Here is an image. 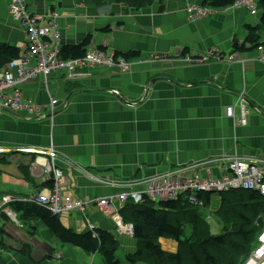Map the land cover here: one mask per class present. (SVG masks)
I'll list each match as a JSON object with an SVG mask.
<instances>
[{
  "label": "crops",
  "instance_id": "1",
  "mask_svg": "<svg viewBox=\"0 0 264 264\" xmlns=\"http://www.w3.org/2000/svg\"><path fill=\"white\" fill-rule=\"evenodd\" d=\"M25 3L36 16L51 11L58 14L55 23L61 45L78 44L91 36V45L107 52L136 51L141 57L129 61V71L83 68L81 78L71 83L65 82L62 73L54 72L48 76L47 90L39 80L20 88L23 98L34 104H48L50 94L65 105L52 115L33 120L24 114L0 112V153H15L9 165L0 166V193L4 197L32 200L41 191L23 180L19 167L29 163L31 178L41 184L49 177L36 154L48 148L57 153L55 165L63 173L65 192L74 199H94L125 190L93 178L142 182L171 168L222 154L264 159V60L257 59L259 51L246 47L243 53L234 50L245 61L243 67L214 60L191 62L182 57L184 50L199 58L208 47L226 53L236 41L242 45L244 25L255 24L246 10L216 12L220 14L194 25L187 22L185 3L172 0L161 6L157 0L153 9L137 14L114 3L97 8L89 0ZM7 6L8 0H0V43L23 52L24 35ZM105 9L109 14L103 12ZM116 13L125 18L118 27L109 19ZM107 27L109 32H103ZM152 55H162L168 61L158 58L155 63L150 60ZM113 90L118 96L111 93ZM239 93L248 110L244 126L233 125L225 116V108L236 103ZM222 171L219 166H210L209 176L219 178ZM215 197L212 203H216ZM2 208L9 209L7 205ZM85 213L97 230L115 235L113 222L93 204ZM14 219L6 214L0 218V264H103L97 253L61 244L40 222L31 223L35 232L29 235L30 229L16 216ZM60 221L77 233L87 230L78 213L62 214ZM7 240L13 242L12 248L5 245ZM120 240L125 255L136 251L134 239L121 236ZM159 243L164 251L177 249L175 241L160 239ZM25 245L29 254L21 252Z\"/></svg>",
  "mask_w": 264,
  "mask_h": 264
},
{
  "label": "trees",
  "instance_id": "2",
  "mask_svg": "<svg viewBox=\"0 0 264 264\" xmlns=\"http://www.w3.org/2000/svg\"><path fill=\"white\" fill-rule=\"evenodd\" d=\"M89 1L97 8L113 3L112 0ZM154 1L157 0L143 2L139 7L137 6V9H140L141 6V8L149 6ZM175 1L185 3L184 10L188 6L189 8L198 6V8L207 12L216 13L233 9L242 0H201L198 5L193 3V0ZM118 2L117 4L124 5L126 9L131 10L137 0H129V2L118 0ZM51 13L53 12L51 11ZM249 15L255 19V24L250 23L243 27L246 31L244 42L236 48L237 51L242 53L246 52V48L257 51L261 48V51H263L264 0H258L256 12L254 14L249 12ZM109 30L110 28L107 27L103 32H109ZM245 44L248 46H245ZM89 46H91L90 36H87L78 44L61 45L58 57L62 60L81 59L85 56ZM97 49L100 52H107L103 47H97ZM187 51L184 50L183 58H195ZM217 52H215V55ZM20 54L21 51L16 46L0 43V70L7 67L10 62L19 59ZM140 57L141 54L136 51L123 54L114 53V61L122 59L128 64H130L129 61L138 60ZM158 58L161 61H168L162 55L155 57L152 55L150 60L156 63ZM13 154H0V166L9 165ZM35 158L32 155L33 163ZM19 170L26 183L32 185L35 190H41L37 192L34 198L44 190L54 189L55 182L51 177L41 184L34 183L30 176L29 163L20 166ZM65 191L66 186L64 193L67 192ZM211 197L212 195L208 193L197 196L203 203L202 207L193 206L186 195L166 202L145 201L141 204H135L132 201H127L122 207L119 204L118 212L123 223L133 226L132 238L136 245L134 253L124 255L125 263L243 264L256 246L257 235L264 227V196L256 191L231 190L216 196L218 198L217 205L215 202L212 203ZM2 198L3 195L0 193V201ZM34 198L32 200L13 199L7 205L9 210L16 215L18 221L23 226L25 225L26 229H30L29 235H33L35 232V228L31 227V223L38 221L61 244L77 248L87 254L97 253L103 264H122V261L116 258L120 245L112 233L103 229H98L95 233L89 230L77 233L61 223L60 215H53L47 207L36 204ZM213 214L221 226V233L218 235H212L210 232L209 221ZM85 217H87L86 214ZM161 238L175 241L177 243L176 251L173 253L163 251L159 243ZM21 252L29 254V246H23Z\"/></svg>",
  "mask_w": 264,
  "mask_h": 264
},
{
  "label": "built area",
  "instance_id": "3",
  "mask_svg": "<svg viewBox=\"0 0 264 264\" xmlns=\"http://www.w3.org/2000/svg\"><path fill=\"white\" fill-rule=\"evenodd\" d=\"M19 0H8L10 10L8 13L14 18H18L22 22L25 32L26 52L23 60H14L3 70L5 75H0V110L7 113L27 114V110H35L43 108L34 104L30 100H25L21 94L20 88L27 82L35 80L41 81L45 87L47 79L51 73L59 72L63 76L69 74L73 79L78 80L83 68H118L121 71H129L130 64L122 59L114 61V53L100 52L97 48L88 47L86 54L81 59L62 60L58 57L61 37L57 25L52 21L48 25L41 23L45 16H37L30 13L29 19H25L21 9L16 7ZM258 0H242L236 6H246L251 14L256 12L254 4ZM7 6V7H8ZM197 15L204 16L207 12L198 8V6H189L186 9ZM27 11V10H26ZM191 13L192 15H194ZM52 15V13L47 14ZM189 15L190 17H195ZM12 17V18H13ZM39 19V22L36 18ZM44 25L43 27H40ZM58 45V46H57ZM57 46V47H56ZM56 47V50L50 52L49 49ZM261 51V48L258 49ZM191 62H203L205 58L186 57ZM243 94L239 93L236 103L225 108V116L233 121L234 125H246V109ZM55 100L50 103L55 104ZM44 108L42 114L52 115L55 108ZM239 110L238 116L236 110ZM43 118V117H40ZM38 118V119H40ZM37 162L41 164L44 174L47 172H55V187L53 190H44L40 195L34 198L36 204L47 207L53 215H61L65 213H78L82 216L86 228L94 232V226L85 216V208L93 204L105 217L111 219L115 225V231L119 235L133 236V226L123 223L118 207L114 203L124 204L132 201L140 204L145 201L166 202L176 200L182 195H186L188 201L195 207H202L203 203L197 198L200 194H210L212 196L227 192L230 190H250L256 191L264 196V159L243 158L237 154L230 156L222 154L205 162L191 163L179 166L160 176L151 177L142 181L140 184L145 185L142 190H126L116 194L95 199H74L64 194L65 186L63 183V173L59 170L55 161L57 160L54 149L39 151L37 153ZM45 156V157H44ZM210 166H219L223 170L220 174V182L217 185L216 180L208 177ZM202 174H204L202 176ZM206 174V175H205ZM95 181L102 182L101 179L95 178ZM115 186H122L123 182L110 181ZM233 184V187L229 185ZM129 187H135V184H129ZM124 187V186H122ZM125 188V187H124ZM7 199V198H6ZM5 200V199H4ZM122 207V206H121ZM110 211V213H109ZM243 264H264V227L260 230L256 246L247 257Z\"/></svg>",
  "mask_w": 264,
  "mask_h": 264
},
{
  "label": "rangeland",
  "instance_id": "4",
  "mask_svg": "<svg viewBox=\"0 0 264 264\" xmlns=\"http://www.w3.org/2000/svg\"><path fill=\"white\" fill-rule=\"evenodd\" d=\"M113 1V3L114 4H117V3H119L118 2V0H112ZM123 1H126V2H129V0H123ZM149 0H137V3L135 4V5H133V8L130 10V11H132V13L133 14H137V13H143L144 11H146V10H151V9H153V7L154 6H156V1H154L151 5H149V6H145V7H143V8H141L140 7V9H137V6L139 7L141 4H143V2H148ZM159 1V6H161L162 4H163V2H165L166 0H158ZM194 1V3L196 4L197 2L195 1V0H193ZM257 1V0H256ZM172 2H175V3H177V4H179L177 1H175V0H172ZM158 3V2H157ZM165 4V3H164ZM107 5H109V4H107ZM107 5H105V6H107ZM198 5V4H197ZM257 5H258V2L256 3V4H254V6H255V10H256V8H257ZM16 7H18V9H21V11H22V13H23V16L25 17V19L27 20V19H29L30 17H29V15H28V13H30L29 11H28V8H27V5H26V3H25V0H19V1H17L16 2V5H15ZM123 7H125L124 5H122ZM181 6V5H180ZM104 7V6H103ZM8 8V11L10 10V8H9V6L7 7ZM99 8H101V7H99ZM242 9H244V10H246V12L247 13H249V10L246 8V6H243V5H240V6H235L232 10H242ZM27 10V11H26ZM28 12V13H27ZM104 13H108V12H106V9H105V11H103ZM119 12V11H118ZM184 12H185V15H186V19H187V22L189 21V23H192V24H194V25H197L199 22L201 23V21H205V18H209V17H211V16H215V15H218V14H220V13H216V14H213V13H206L204 16H202V15H197V14H194L193 12H189V11H187V10H184ZM152 13V12H151ZM191 13H193L194 15H192ZM33 14V13H32ZM49 14V13H48ZM109 14V13H108ZM153 15V14H152ZM151 15V16H152ZM189 15H192V16H195L194 18L193 17H190ZM13 17V16H12ZM37 17V16H36ZM57 18H58V14L56 13V12H53L52 13V15H46V19H42V21H40L41 23H45L46 25H48L49 23H51L52 21L55 23V20H57ZM218 18V17H217ZM13 19V21H15L16 22V25L18 26V29L23 33V35H24V39H25V32H24V30H23V27H22V22H21V20L20 19H18V18H12ZM37 19V21L39 22V19H41V18H36ZM109 19H111L112 20V22L113 23H117L116 24V26L115 27H118L119 25L118 24H120V23H122L123 21L122 20H124L125 18H124V16L123 15H120V16H118V13H116V14H114L113 16H109ZM219 19V18H218ZM199 21V22H198ZM196 23V24H195ZM56 24V23H55ZM44 25H42V26H40V27H43ZM212 31L213 32H216L214 29H212ZM60 34V33H59ZM61 37V36H60ZM91 37V36H90ZM236 43V42H235ZM235 43H233L232 44V47H233V45L235 44ZM238 43V42H237ZM58 46V45H57ZM56 46V47H57ZM239 46V44H236V48ZM245 46H248L247 44H245ZM56 47H52V48H50L49 49V51L50 52H52V51H54V50H56ZM91 47L92 48H97L96 46H93V45H91ZM214 47H208L205 51L206 52H204V54L203 55H200V56H198V57H201L202 56V58H205V60L202 62V63H208V62H211V61H218V62H226L227 64H230V63H232V64H234V63H237V64H239V65H241L242 67H243V64H245V61L244 60H242L241 58H239V57H237L236 55H235V53H234V50L235 51H237L236 50V48L235 49H231V50H227L226 51V53L225 52H222V53H220V52H217V54L215 55V52L217 51L216 49H213ZM25 52H26V50H24L23 52H21V54H20V58H19V60H23V58H24V54H25ZM239 52V51H238ZM109 53H111L110 51H109ZM257 59H260V60H263L264 59V56H263V51H259V55H258V57H257ZM6 68H3L2 70H0V75H5V72L3 71V70H5ZM81 72V71H80ZM52 74V73H51ZM81 76H82V74H80V76L78 77V78H76V79H79V78H81ZM64 80H65V82L67 81V83H71V82H74V81H77V80H68V79H73L69 74H67V76H65L64 78H63ZM29 83H32V82H27V83H25V84H29ZM25 84H23V85H25ZM22 85V86H23ZM21 86V87H22ZM44 87H45V85H44ZM47 87H48V84H47V86L45 87V89L47 90ZM111 93L112 94H114V95H116V96H118V93H117V91H111ZM48 97H49V102H48V104H46V105H40V106H44L43 108H40V109H35V110H27V111H25L27 114H25V117H26V119H28V120H33V119H38V118H40V117H44L45 116V114H42L43 112L42 111H44V108H47V109H50L51 107H52V103H50V101L51 100H55L56 102H55V104L53 105V107L55 108V110H54V113H55V111H57V110H61V109H63L64 108V105H65V103H63V102H59V100L58 99H56L55 97H52L50 94H48ZM0 112H4L3 110H0ZM7 113V112H6ZM13 113V112H12ZM238 113H239V110H238ZM15 114H18V113H15ZM41 119V118H40ZM233 122V121H232ZM234 125V124H233ZM235 126H241V125H235ZM12 153V152H11ZM0 154H10V152H8V153H0ZM15 154V153H14ZM13 154V155H14ZM12 156V155H11ZM56 158L58 159L59 157L56 155ZM174 168H172V169H170L169 171H171V170H173ZM164 174V173H163ZM163 174H157V175H155V176H160V175H163ZM46 175H48V177H51V178H53V181H55V172H53V171H51V172H47L46 173ZM155 176H153V177H155ZM149 179V178H148ZM101 180L103 181V183L102 184H104V185H108V186H111V187H120V186H115L113 183H111L110 181H116L117 179H111L110 177L109 178H101ZM121 182V181H120ZM100 183V182H99ZM136 183V186L135 187H129L128 185L129 184H135ZM141 182H137V181H135V180H130V179H127V180H125V181H123V185L122 186H124L125 188H128L127 190L128 191H131V190H137V189H139V190H142L143 188H144V186L145 185H142V186H137V185H141L140 184ZM133 188H135V189H133ZM231 191V190H230ZM224 193V192H223ZM3 198H7V199H5V200H3ZM3 198H2V200L0 201V206H4V205H7L9 202H10V199L8 198V197H4L3 196ZM214 200L216 201V205L218 204V198L217 197H215L214 198ZM156 203V202H155ZM141 204V203H140ZM156 205V204H155ZM121 206H123V204H121ZM119 208V207H118ZM109 213H110V211H109ZM5 214L6 215H8V217L9 218H11L14 222H15V219H14V216H13V214L10 212V210H8V209H5V210H3V208H2V211H1V213H0V218H2L3 216H5ZM209 226H210V232H211V234L212 235H218V234H220L221 233V226L219 225V223H218V219L214 216V214L212 215V218H211V220L209 221ZM0 236H1V234H0ZM258 236V235H257ZM115 237L119 240V242H121V236L120 235H116L115 234ZM161 239H163V238H161ZM257 239V238H256ZM160 240V239H159ZM166 240V239H165ZM10 242H12V241H9V240H7L6 242H5V245H8L9 246V248H12L13 246L12 245H10ZM13 243V242H12ZM0 245H1V239H0ZM161 248H162V246H161ZM166 251H168V250H166ZM171 252H175V250H170ZM124 255H125V253L119 248L118 250H117V255H116V258L119 260H121L122 261V264H127V263H125L126 261H125V258H124Z\"/></svg>",
  "mask_w": 264,
  "mask_h": 264
},
{
  "label": "clouds",
  "instance_id": "5",
  "mask_svg": "<svg viewBox=\"0 0 264 264\" xmlns=\"http://www.w3.org/2000/svg\"><path fill=\"white\" fill-rule=\"evenodd\" d=\"M7 10H8V8H7ZM36 15V14H35ZM65 77V76H64ZM114 95V94H113ZM116 96V95H115ZM238 97V96H237ZM247 109V108H246ZM37 156H39L38 154H36ZM36 156V157H37ZM228 156H230V155H228ZM36 159V158H35ZM177 167H179V166H177ZM94 180H95V178H93ZM98 182V181H97ZM118 182H120V181H118ZM64 183V182H63ZM64 186H65V183H64ZM120 187H122V186H120ZM122 188H124V187H122ZM125 190H126V188H124ZM122 191H124V190H121V191H119V192H122ZM118 192V193H119ZM64 193V192H63ZM118 193H116V194H118ZM64 194H66V193H64ZM66 195H68V194H66ZM110 195H113V194H110ZM68 196H70V195H68ZM106 196H109V195H106ZM215 196H217V195H215ZM71 197V196H70ZM103 197H105V196H103ZM213 197V196H212ZM211 197V198H212ZM99 198H101V197H99ZM4 199H6V198H3V200ZM86 199H88V198H86ZM95 199V198H94ZM78 200H83V199H78ZM12 200L10 199V202H11ZM8 205V204H7ZM90 206V205H89ZM2 207L3 206H0V213H1V211H2ZM118 207V206H117ZM9 210V209H8ZM11 212V211H10ZM12 213V212H11ZM13 214V216L15 217L16 215L14 214V213H12ZM62 215V214H61ZM60 215V216H61ZM103 215V214H102ZM104 216V215H103ZM108 218V217H107ZM122 218V217H121ZM110 219V218H109ZM111 220V219H110ZM94 226V225H93ZM113 226H114V231H115V225L113 224ZM95 227V226H94ZM87 229V228H86ZM97 229L96 228H94V232L93 233H95V231H96ZM87 231H88V229H87ZM91 232V231H90ZM115 234L116 235H119V234H117V232L115 231ZM114 235V234H113ZM120 236H123V235H120ZM114 237H115V235H114ZM125 237H129V238H132V237H130V236H125ZM116 238V237H115ZM133 239V238H132ZM162 249V248H161ZM163 250V249H162ZM164 251V250H163Z\"/></svg>",
  "mask_w": 264,
  "mask_h": 264
},
{
  "label": "bare ground",
  "instance_id": "6",
  "mask_svg": "<svg viewBox=\"0 0 264 264\" xmlns=\"http://www.w3.org/2000/svg\"><path fill=\"white\" fill-rule=\"evenodd\" d=\"M208 177L211 178V179H213V180H216V183L214 185H217L220 182V179H221L220 177L219 178H214V177L209 176V175H208ZM229 186L230 187H233L234 185L233 184H230Z\"/></svg>",
  "mask_w": 264,
  "mask_h": 264
},
{
  "label": "water",
  "instance_id": "7",
  "mask_svg": "<svg viewBox=\"0 0 264 264\" xmlns=\"http://www.w3.org/2000/svg\"><path fill=\"white\" fill-rule=\"evenodd\" d=\"M236 44H237V41H236V43L233 45V47H232L233 49H235V48H236Z\"/></svg>",
  "mask_w": 264,
  "mask_h": 264
}]
</instances>
